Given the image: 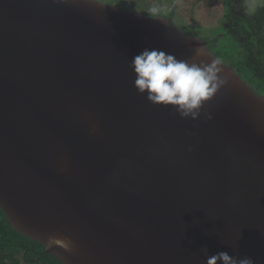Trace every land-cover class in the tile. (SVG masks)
<instances>
[{"label":"water","instance_id":"95a60500","mask_svg":"<svg viewBox=\"0 0 264 264\" xmlns=\"http://www.w3.org/2000/svg\"><path fill=\"white\" fill-rule=\"evenodd\" d=\"M146 49L217 57L171 16L0 0V207L63 264H264V96L222 63L182 118L135 88Z\"/></svg>","mask_w":264,"mask_h":264},{"label":"trees","instance_id":"16d2710c","mask_svg":"<svg viewBox=\"0 0 264 264\" xmlns=\"http://www.w3.org/2000/svg\"><path fill=\"white\" fill-rule=\"evenodd\" d=\"M112 5L140 11L144 0H101ZM225 14L220 33L208 40L209 48L230 65L259 94L264 96V8L251 16L236 8L233 0H224ZM126 8V9H128ZM156 15L155 13H147ZM173 22L175 12L172 10ZM5 212L0 207V264H20L17 254L25 252V261L31 264H63L45 247L13 228ZM35 261H34V260Z\"/></svg>","mask_w":264,"mask_h":264},{"label":"clouds","instance_id":"9594fccd","mask_svg":"<svg viewBox=\"0 0 264 264\" xmlns=\"http://www.w3.org/2000/svg\"><path fill=\"white\" fill-rule=\"evenodd\" d=\"M196 54L205 53L198 48ZM221 65L218 57H212L206 64L190 63L156 49L144 50L130 63L135 73L134 86L140 94H146L149 102L155 105L171 106L182 118L193 120L226 83L220 75ZM205 253L206 264H218V261L222 264H255L250 257L237 258L226 251L208 256L205 249Z\"/></svg>","mask_w":264,"mask_h":264},{"label":"rangeland","instance_id":"374dc122","mask_svg":"<svg viewBox=\"0 0 264 264\" xmlns=\"http://www.w3.org/2000/svg\"><path fill=\"white\" fill-rule=\"evenodd\" d=\"M143 3L140 11L144 13L166 16L174 10V23L192 35L214 38L222 29L224 0H144ZM233 3L251 16L264 8V0H233Z\"/></svg>","mask_w":264,"mask_h":264},{"label":"flooded vegetation","instance_id":"af4514ba","mask_svg":"<svg viewBox=\"0 0 264 264\" xmlns=\"http://www.w3.org/2000/svg\"><path fill=\"white\" fill-rule=\"evenodd\" d=\"M17 255L20 257V260H22L20 264H31L32 263V262H26L25 261V252L21 253V254H17ZM4 264H9V262H5Z\"/></svg>","mask_w":264,"mask_h":264}]
</instances>
